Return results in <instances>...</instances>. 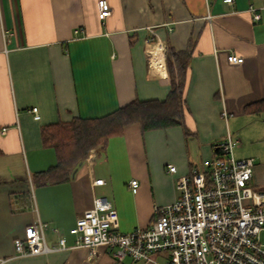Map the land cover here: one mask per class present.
Here are the masks:
<instances>
[{
	"label": "crops",
	"instance_id": "0c3cea01",
	"mask_svg": "<svg viewBox=\"0 0 264 264\" xmlns=\"http://www.w3.org/2000/svg\"><path fill=\"white\" fill-rule=\"evenodd\" d=\"M99 1L0 0L2 264H116L107 248L18 257L15 240L40 220L48 224L49 245L63 236L73 247L70 231L95 199L118 212L113 232L149 228L158 210L179 197L175 178L205 172L228 135L238 160H255L252 184L264 192V0H105L111 9L105 21ZM156 42L164 53L151 50L153 57L147 50ZM190 46L182 125L147 132L127 126L93 150L69 182L34 180L57 162L55 150L43 145V128L102 118L135 100L164 101L172 87L166 52ZM232 54L244 62L230 64ZM170 165L176 175L167 173ZM97 180L105 184L95 186ZM167 258L155 256L159 264Z\"/></svg>",
	"mask_w": 264,
	"mask_h": 264
},
{
	"label": "built area",
	"instance_id": "2783aa9c",
	"mask_svg": "<svg viewBox=\"0 0 264 264\" xmlns=\"http://www.w3.org/2000/svg\"><path fill=\"white\" fill-rule=\"evenodd\" d=\"M224 2L232 4L234 0ZM98 5L99 18L105 21L111 15L109 4L101 0ZM253 19L260 21V14L255 13ZM155 49L164 53L161 42L147 52L154 57L150 51ZM228 61L238 65L244 58L232 54ZM32 112L40 119L37 108ZM221 115L225 120L230 117L226 108ZM236 145L228 135L219 147L220 155L205 164V172L176 177L179 197L158 210L151 227L115 233L112 228L118 212L106 199H95L93 208L85 211L70 231L75 237L73 247L67 246L63 236L57 245H49L45 237L48 224L37 220L25 229L23 238L15 240L18 257L72 248H86L96 255L100 248H107L116 264L128 259L132 264H159L157 254L168 255L161 264H264V192L252 184L255 160H238ZM167 173L176 175L177 168L170 165ZM93 184L103 186L105 182ZM131 186L136 193L138 182L132 181Z\"/></svg>",
	"mask_w": 264,
	"mask_h": 264
},
{
	"label": "trees",
	"instance_id": "16d2710c",
	"mask_svg": "<svg viewBox=\"0 0 264 264\" xmlns=\"http://www.w3.org/2000/svg\"><path fill=\"white\" fill-rule=\"evenodd\" d=\"M192 54L191 46L186 51L167 50L166 64L172 87L164 101L135 100L102 118H75L69 123L43 128V145L55 150L57 162L35 174L34 180L40 185L69 182L91 151L104 148L113 137L121 135L127 126L137 124L143 132H147L182 125L187 110L185 94ZM246 109L253 112L251 106ZM218 147L220 145L216 146L217 157L220 155Z\"/></svg>",
	"mask_w": 264,
	"mask_h": 264
},
{
	"label": "bare ground",
	"instance_id": "6f19581e",
	"mask_svg": "<svg viewBox=\"0 0 264 264\" xmlns=\"http://www.w3.org/2000/svg\"><path fill=\"white\" fill-rule=\"evenodd\" d=\"M153 51V50H152ZM157 51H160V49H155L154 51H153V53H156Z\"/></svg>",
	"mask_w": 264,
	"mask_h": 264
}]
</instances>
